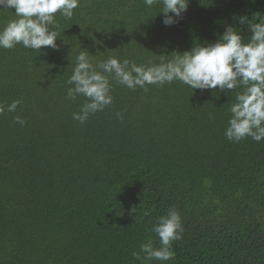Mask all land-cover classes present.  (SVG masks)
<instances>
[{"label":"trees","instance_id":"16d2710c","mask_svg":"<svg viewBox=\"0 0 264 264\" xmlns=\"http://www.w3.org/2000/svg\"><path fill=\"white\" fill-rule=\"evenodd\" d=\"M162 8L81 0L71 19L57 14L56 50L0 49V104L20 101L0 114V264H162L140 245L159 247L151 228L172 207L184 232L163 264H264V141L224 135L242 88L112 80V105L84 125L72 118L84 98H67V80L81 49L93 64H159L227 26L247 43L249 26L264 23V0H189L171 27Z\"/></svg>","mask_w":264,"mask_h":264},{"label":"clouds","instance_id":"9594fccd","mask_svg":"<svg viewBox=\"0 0 264 264\" xmlns=\"http://www.w3.org/2000/svg\"><path fill=\"white\" fill-rule=\"evenodd\" d=\"M143 2L148 8L154 3H162V23L171 27L179 23L182 13L187 11L189 0ZM80 3L81 0H0V12L14 9L11 11L14 18L0 27V49L9 50L21 45L39 52L42 48L56 50L59 35L57 14L71 19ZM249 27L251 35L247 37V43L243 42L245 37L235 27L227 26L215 42H205L183 53L173 52L167 56V61L159 64L138 65L115 56L93 64L97 54L81 49L67 80V98H84L79 111L72 114L73 120L84 125L91 115L112 105V80L130 90L139 87L145 91L148 85L164 86L174 81L192 90L218 88L225 92L240 87L242 90L236 93L229 109L231 115L224 135L235 143L249 137L257 143L264 141V23ZM19 105V100L9 105L0 104V114L15 112ZM116 116L122 118L119 112ZM15 123L26 126L20 116L15 117ZM151 231L158 237L159 247H154L152 240L142 243L140 253L144 254L143 260H156L162 264L174 260L173 242L181 240L184 232L179 210L175 207L168 209L165 215L157 218ZM134 255L137 260L141 259L139 253Z\"/></svg>","mask_w":264,"mask_h":264}]
</instances>
